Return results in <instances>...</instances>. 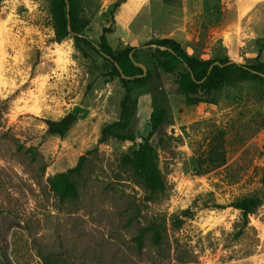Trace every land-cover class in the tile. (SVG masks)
<instances>
[{"label": "rangeland", "instance_id": "374dc122", "mask_svg": "<svg viewBox=\"0 0 264 264\" xmlns=\"http://www.w3.org/2000/svg\"><path fill=\"white\" fill-rule=\"evenodd\" d=\"M118 1L81 0L93 42L112 28L115 51L173 39L203 60L251 65L261 51L264 63V0H125L115 9ZM141 57L151 74L122 116L121 81L87 45L56 42L50 0L1 2L0 264H264V199L247 219L235 207L263 192L264 82L186 106L177 76ZM154 106L167 115L150 139L165 182L158 192L127 162ZM70 113L78 120L64 138L47 133L43 119ZM120 120L133 140L100 143ZM86 152L69 174L77 197L61 199L52 184Z\"/></svg>", "mask_w": 264, "mask_h": 264}, {"label": "trees", "instance_id": "16d2710c", "mask_svg": "<svg viewBox=\"0 0 264 264\" xmlns=\"http://www.w3.org/2000/svg\"><path fill=\"white\" fill-rule=\"evenodd\" d=\"M3 0H0V4ZM125 0H120L115 4V9L119 8ZM81 0H50V12L55 28V40L61 43L69 37L74 38L76 47L82 44L87 45L95 51L110 66L108 73L109 80L119 79L125 91L122 103V116L125 114V104L129 101L133 86L142 85L151 74L148 70L144 74L145 64L141 56L151 61L156 70H161L166 74L177 76V84L184 96L186 106H194L202 102L216 105L218 95L229 85L243 80H259L264 82V63L261 62V51L254 64L246 65L231 62L230 59L203 60L196 56H191L184 49L181 43L173 39H155L146 46L149 50L139 48H126L115 51L110 46L107 36L112 33V28H104L95 43L85 34L86 25L81 18ZM264 48V39H263ZM142 53V54H141ZM132 54V58L131 55ZM140 54V55H139ZM140 65L141 67L137 66ZM167 118L166 112L157 106L151 110L147 122L150 132L147 139L139 146L131 157L127 158L129 165L140 174L144 185L152 192L163 191L165 182L158 165V155L151 145L150 139L157 130L164 124ZM78 118L75 114H68L60 120L43 119L42 122L51 136L64 138ZM126 128L123 121L107 125L102 129L100 143H104L107 138L115 137L121 140L132 141L130 135H123L122 130ZM89 152L84 153L75 168L70 169L66 174L58 176L52 184L54 191L60 195L61 199L76 198L77 187L69 179V174L78 173ZM225 163L224 160L216 162L212 168H218ZM210 169L204 171L208 173ZM263 192L261 196H253L237 202L235 207L239 209L245 219L262 204L264 199V174L262 177ZM142 234L138 237L139 245L142 244Z\"/></svg>", "mask_w": 264, "mask_h": 264}, {"label": "water", "instance_id": "95a60500", "mask_svg": "<svg viewBox=\"0 0 264 264\" xmlns=\"http://www.w3.org/2000/svg\"><path fill=\"white\" fill-rule=\"evenodd\" d=\"M130 56H131V58H132V54H131ZM231 62H232V61H231ZM137 66L142 68V66H140V65H138V64H137ZM144 74H146V69H144Z\"/></svg>", "mask_w": 264, "mask_h": 264}]
</instances>
